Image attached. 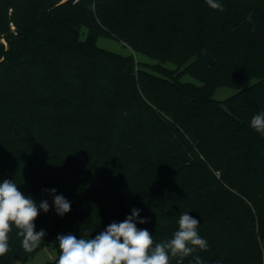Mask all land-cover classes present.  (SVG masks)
<instances>
[{
	"label": "trees",
	"instance_id": "obj_1",
	"mask_svg": "<svg viewBox=\"0 0 264 264\" xmlns=\"http://www.w3.org/2000/svg\"><path fill=\"white\" fill-rule=\"evenodd\" d=\"M218 2L224 11L206 0H0V183L50 206L34 221L41 245L26 252L13 227L0 264L43 249L57 264L59 234L95 238L133 209L154 243L185 212L200 222L207 250L183 264H264V136L250 126L264 111V0ZM222 87L237 92L218 101ZM53 188L71 204L63 216Z\"/></svg>",
	"mask_w": 264,
	"mask_h": 264
},
{
	"label": "clouds",
	"instance_id": "obj_2",
	"mask_svg": "<svg viewBox=\"0 0 264 264\" xmlns=\"http://www.w3.org/2000/svg\"><path fill=\"white\" fill-rule=\"evenodd\" d=\"M206 3L213 10L224 11L218 0H206ZM250 126L264 136V111L252 116ZM50 192L57 214L63 216L70 212V202L62 195H55V188ZM49 207L47 200L37 205L30 196H25L14 180H3L0 183V256L9 251V233L13 227L18 230L26 252L37 249L46 233L36 231L34 221L41 210L47 213ZM139 214V209H133L124 221L112 222L95 238L78 239L70 233L59 234L57 264H170L172 258H178L176 264H183L185 257L197 250H207V241L197 230L200 222L188 212L179 217L178 229L172 238L159 243H154L147 229L137 227V222H148L146 218H139ZM194 260L195 264H203L199 256H194Z\"/></svg>",
	"mask_w": 264,
	"mask_h": 264
},
{
	"label": "rangeland",
	"instance_id": "obj_3",
	"mask_svg": "<svg viewBox=\"0 0 264 264\" xmlns=\"http://www.w3.org/2000/svg\"><path fill=\"white\" fill-rule=\"evenodd\" d=\"M86 32V31H85ZM85 35L82 36L84 38ZM98 46L123 55H131L133 54L136 59L142 60L144 62L152 63L154 62L151 59H148L146 57H143L139 54L134 53L129 47L125 46L122 44V42L112 39V38H106V37H100L97 42ZM170 68H174L175 66L171 63L166 64ZM182 81L184 82H190L194 83L197 85H200L201 83L194 79L193 77L189 75H185L182 77ZM237 91L233 88H227V87H222L219 88L216 93H215V99L218 101H223L226 98L234 95ZM57 259V252L53 249H43L40 252H38L32 259H30L28 262L25 264H46L49 262H53Z\"/></svg>",
	"mask_w": 264,
	"mask_h": 264
},
{
	"label": "water",
	"instance_id": "obj_4",
	"mask_svg": "<svg viewBox=\"0 0 264 264\" xmlns=\"http://www.w3.org/2000/svg\"><path fill=\"white\" fill-rule=\"evenodd\" d=\"M14 264H21L20 262H15Z\"/></svg>",
	"mask_w": 264,
	"mask_h": 264
}]
</instances>
